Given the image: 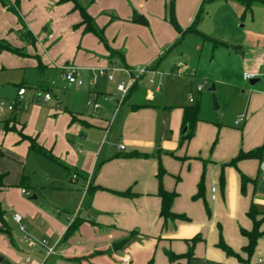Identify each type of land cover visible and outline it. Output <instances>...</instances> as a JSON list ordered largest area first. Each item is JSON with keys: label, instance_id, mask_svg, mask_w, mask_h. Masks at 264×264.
Listing matches in <instances>:
<instances>
[{"label": "crops", "instance_id": "crops-1", "mask_svg": "<svg viewBox=\"0 0 264 264\" xmlns=\"http://www.w3.org/2000/svg\"><path fill=\"white\" fill-rule=\"evenodd\" d=\"M9 1L18 12L0 3V40L19 50L0 49V97L19 104L7 107L9 115L0 109V264H47L56 255L76 264H264V234L250 257L242 234L253 229V207L264 232V4L174 0L180 31L169 0H78L100 38L85 31L72 1L42 0L52 10L41 18L30 15L34 0ZM50 19L46 46L40 28ZM67 65L81 84L67 81ZM143 67L149 71L120 103L117 85ZM245 72L258 73L254 84ZM209 83L224 113L199 115L186 138L184 107L198 103L200 114ZM51 87L50 98L41 97ZM21 134L59 162L33 151ZM260 148L261 158L230 164ZM160 187L176 193L171 211L183 218L161 216Z\"/></svg>", "mask_w": 264, "mask_h": 264}, {"label": "trees", "instance_id": "trees-1", "mask_svg": "<svg viewBox=\"0 0 264 264\" xmlns=\"http://www.w3.org/2000/svg\"><path fill=\"white\" fill-rule=\"evenodd\" d=\"M67 1H72L74 3V8L80 11V14L82 17V21L80 24L85 26V31L94 32L100 38H103L102 33L95 28L93 19L91 18V16L87 12L86 8L81 6L79 4L78 0H60V2H67ZM253 2H260V3L264 4V0H243V3L245 4V6L247 8H250V6ZM0 3L2 5H8L13 11L18 12L15 5L12 4L9 0H0ZM199 17H200V15L197 16V19H199ZM169 18H170L171 22L175 25V27L177 29H179L180 31H182L176 23L175 14H174V0H169ZM190 31H195V28L191 27V28L187 29L185 32H190ZM214 43L216 45L223 44L222 42H217L215 40H214ZM0 49H10V50H13L15 52H18V50H19V49L13 48L8 42L1 41V40H0ZM136 84H137V82L132 86V88L126 94L124 101L126 100L127 96L130 94V92L132 91L134 86H136ZM18 102H19L18 100H14L13 108L19 104ZM198 120H199V104L198 103L184 107L183 127L187 126V128L189 129V131H187V133L185 134L186 138H189L191 136L192 130L194 129ZM5 129H8L7 125L5 126ZM21 135L23 138L29 139L30 148L33 151L45 156L46 158H48L51 161L59 162L57 157L54 156L51 151L47 150L45 147H43L42 145L37 143L35 138L26 136L24 134H21ZM262 152H263L262 148H260L259 150H253L251 152H242L241 151L237 154V156H235L230 161V164H236L237 161L244 159V158H248V157L260 156V158H261ZM161 175H162V171H160V173H159V176H161ZM3 179H4V174L0 173V187L4 185ZM247 181H249V178H247L245 175H242V185H244ZM201 191H202V184L199 185V193L197 194V197L200 196ZM123 194H127V193H123ZM158 195L161 197V216L164 219L183 218L181 215H176L171 211V205H172V202L176 196L175 192H169V191H166L165 189H163V187H160ZM256 212L257 211L255 210L254 207L251 208V211L249 212V216L253 220V229L250 231L242 230V234L248 238V243L243 248V250L245 252H247L249 257L252 255V253L255 249L258 238L264 234V232L259 230L260 221L257 220L255 217ZM0 218L3 219V209L1 208V205H0ZM75 226L76 225L71 226L67 234L72 232L74 230ZM220 245L228 254L237 255V253H235L233 250H231V248L224 245L223 243H221ZM187 256L189 258H192V251L191 250H189ZM168 257L170 260H175L177 258L175 255H173L172 252L168 253ZM148 264H152V262L150 261Z\"/></svg>", "mask_w": 264, "mask_h": 264}, {"label": "rangeland", "instance_id": "rangeland-1", "mask_svg": "<svg viewBox=\"0 0 264 264\" xmlns=\"http://www.w3.org/2000/svg\"><path fill=\"white\" fill-rule=\"evenodd\" d=\"M19 1H21V0H19ZM31 1H33V0H31ZM45 4H46V2L45 1H42V0H34L33 1V3H32V6H31V8H30V15H32V14H35L36 13V18H41L44 14H45V16H47V12L48 11H51L52 10V8H49L48 6H45ZM49 16V15H48ZM52 18V17H51ZM24 19V18H23ZM25 21V20H24ZM50 22L48 23V24H44V26H42L41 28H40V35H45L44 36V38H42V42L47 46V44H48V42L50 43V45H52V43L53 42H51V40H49L50 39V34L52 33V31H53V26H52V24H51V19L49 20ZM22 22V21H21ZM47 27V31H45L44 30V28H46ZM24 41H25V44L26 45H29V46H32L33 44H32V42L31 41H29L28 39H25L24 38ZM49 45V46H50ZM26 56V55H25ZM27 58H30L29 56H27ZM32 71H35V69H33V68H28L27 69V72H32ZM261 80H262V82H264V74H263V76H261ZM260 82V81H259ZM258 82V83H259ZM247 83L249 84V81H247ZM256 85V84H255ZM209 87H210V83L205 87V89H204V92L205 93H211V97H210V102L207 104V105H203L202 106V108H201V110H200V117H206L205 119H211V118H215V116H217V114H218V116L219 117H221V115H222V113H224L223 112V109L222 108H218V109H216V110H214L213 109V99H212V94L214 93L215 94V97H216V99H217V102H218V104H220L219 103V96H217V94H216V92H215V90L214 91H210L209 90ZM51 91L49 92V94H50V96H51V93H53L54 92V89L51 87V89H50ZM42 91V92H41ZM40 91V93H41V97L43 96L44 97V92H43V90H41ZM40 93H39V95H40ZM195 96H196V93H195ZM0 101H3L4 103H5V105L4 106H2V107H0V109H1V111L2 112H4L5 114H7L8 113V115L11 113L10 111H8V109H7V106H8V104L10 103V102H12L11 101V99H9V98H6V97H0ZM32 162V161H31ZM31 162H29L28 164H27V176L28 177H32L33 175H32V172L30 173V169H31V166H32V163ZM36 166V165H35ZM38 169V173H37V175H36V179H39L40 178V172H42V168L41 167H39V168H37ZM34 194V192H33V190H32V195ZM31 196V195H30ZM29 196V197H30ZM120 252V251H119ZM118 253V252H117ZM47 264H76L75 262H68L66 259H64L63 257H59V256H53L51 259H50V261L47 263Z\"/></svg>", "mask_w": 264, "mask_h": 264}, {"label": "built area", "instance_id": "built-area-1", "mask_svg": "<svg viewBox=\"0 0 264 264\" xmlns=\"http://www.w3.org/2000/svg\"><path fill=\"white\" fill-rule=\"evenodd\" d=\"M148 71H149V68L143 67V68L138 69L135 74H132L131 72H129L130 73L129 74L130 75L129 80L126 83H120L117 85V91L119 93L118 97H119L120 103L124 100L126 94L129 92V90L132 88V86L137 82L138 78L141 77L143 74H145ZM99 73L101 75L107 74L106 70H104V69L100 70ZM257 75H258V73H255V72H245L243 77L245 80H251V79H254ZM64 76L70 84H74V83L81 84L82 83V79L79 77V74L77 72V68L73 65H67L64 67ZM107 76L110 80L113 79L112 74H107ZM202 87H203V85L201 84L198 86V89L200 90V89H202ZM24 92H25V88H21L19 90V95L24 94ZM44 96L46 99L50 98L49 93H46ZM189 100L193 101V98L190 96ZM88 103L92 104L94 106V108L99 107V105L96 102H94L93 100H88ZM13 104H14V100L12 102H10L7 107L9 109H12ZM4 105H5V103L3 101H0V107H2ZM240 119H242V118H240ZM120 148H124V146L121 145ZM261 176H262V178H264V161L261 163ZM213 191H215V188H213ZM22 192L24 194H27V195L29 194V192L24 188L22 189ZM213 197H215V196L213 195ZM15 218L19 219V216L16 215ZM21 228L23 229L24 226H22ZM41 243L46 244L47 241L44 239L41 241ZM51 253H53L52 248L49 249V254H51Z\"/></svg>", "mask_w": 264, "mask_h": 264}, {"label": "water", "instance_id": "water-1", "mask_svg": "<svg viewBox=\"0 0 264 264\" xmlns=\"http://www.w3.org/2000/svg\"><path fill=\"white\" fill-rule=\"evenodd\" d=\"M254 83H255V80L251 79V80H250V84H254ZM214 88H215V86H214V85H211V87L209 88V90L213 91ZM212 99H213V108H214V109H218V108H219V104H218V102H217V99H216L214 93L212 94ZM186 130H187V126L184 127V129H183V133H185ZM258 189H259L261 192L264 193V178H262V180L259 182V184H258ZM33 197L35 198L36 196H33ZM127 241H128V239H123V240H119V241L114 242V243L112 244V249H113V251L116 252V251H118V250H121L122 247H123V245H124ZM2 259H3V256L0 255V261H1Z\"/></svg>", "mask_w": 264, "mask_h": 264}]
</instances>
